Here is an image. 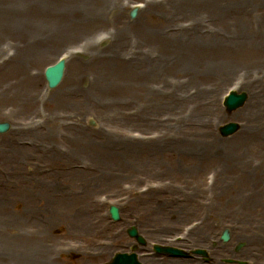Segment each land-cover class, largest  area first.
Instances as JSON below:
<instances>
[{
  "label": "rangeland",
  "instance_id": "rangeland-1",
  "mask_svg": "<svg viewBox=\"0 0 264 264\" xmlns=\"http://www.w3.org/2000/svg\"><path fill=\"white\" fill-rule=\"evenodd\" d=\"M48 7L20 47L38 48L26 72L0 68V121L12 123L0 133V264H103L135 245L145 264H264V0ZM21 44L6 32L0 66ZM62 55L50 88L45 69ZM230 90L251 94L233 112ZM229 122L241 126L224 137Z\"/></svg>",
  "mask_w": 264,
  "mask_h": 264
},
{
  "label": "bare ground",
  "instance_id": "bare-ground-1",
  "mask_svg": "<svg viewBox=\"0 0 264 264\" xmlns=\"http://www.w3.org/2000/svg\"><path fill=\"white\" fill-rule=\"evenodd\" d=\"M49 1L50 0H0V40L2 39V37L5 36L7 31L13 30V33L16 34V36L21 40L22 43L20 46H18L17 50H14V52L10 53L8 57L4 58L1 61L2 63L4 62V65L0 66V68L6 66L7 67L6 70H7L8 68H12V66L14 65L15 68L14 69L12 68V72L10 73L15 74L18 72L20 74L23 71L26 72V69L24 68V65L22 63L25 59L29 57L30 54H34L35 52H37L38 48L37 51H35V48L32 47V44L27 43V46L21 48V50L23 49L22 52H20L19 50L20 47L24 45V40L27 42L31 38L35 39V35L32 36L31 31L33 32L35 31V33H38L42 29L40 24L35 23L34 17L36 13L38 14L46 13V11L49 9L48 7ZM99 1H101V3L104 4L107 3L109 0H99ZM52 9L54 10V8ZM54 25L57 24L54 23ZM36 29L38 31H36ZM56 33L57 31L53 32L52 36H55ZM0 47L2 48L3 45H0ZM29 49L33 51L29 52ZM67 61L68 60H66V62ZM24 74L25 75L22 76L23 79L21 82H34L37 80V78L34 75H31L30 73H24ZM248 95L249 97L251 96L250 93ZM261 101H264V95L262 96ZM100 227H103V225L100 224ZM116 241L117 240H114L113 243ZM90 249H92V254L95 253L104 254L108 251L109 247L92 245ZM152 261L154 260L152 259ZM154 263L185 264V262H181L180 260H173V259H169V260L166 259L164 262H160L156 260V262Z\"/></svg>",
  "mask_w": 264,
  "mask_h": 264
},
{
  "label": "water",
  "instance_id": "water-1",
  "mask_svg": "<svg viewBox=\"0 0 264 264\" xmlns=\"http://www.w3.org/2000/svg\"><path fill=\"white\" fill-rule=\"evenodd\" d=\"M137 9L131 11V17L134 18L137 15ZM66 62L65 60H60L58 63L49 66L46 69V78L48 80L49 86L51 88L56 87L62 80L64 75ZM248 96L246 92H242L238 94L237 92H231L230 95L225 100V105L229 111H234L241 107L247 100ZM11 128V123L9 122H0V133H5ZM240 126L237 123L231 122L221 128V132L224 136L231 135L235 133ZM110 213L114 220L120 219V211L116 206L110 207ZM129 234L132 237H135L141 244H145V240L142 236L139 235L138 230L135 227L129 229ZM222 238L224 240L230 239V231L226 229L223 232ZM242 244L239 245L238 248H241ZM155 249L159 252L170 253L175 256H188L181 249L172 248V247H162L159 245L155 246ZM200 253H205L202 250H198ZM105 264H143L138 260V256L136 253H118L115 255L114 259Z\"/></svg>",
  "mask_w": 264,
  "mask_h": 264
}]
</instances>
